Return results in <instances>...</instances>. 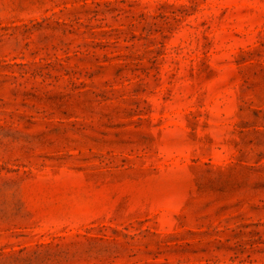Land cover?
<instances>
[{
    "label": "rangeland",
    "instance_id": "374dc122",
    "mask_svg": "<svg viewBox=\"0 0 264 264\" xmlns=\"http://www.w3.org/2000/svg\"><path fill=\"white\" fill-rule=\"evenodd\" d=\"M0 264H264V0H0Z\"/></svg>",
    "mask_w": 264,
    "mask_h": 264
}]
</instances>
